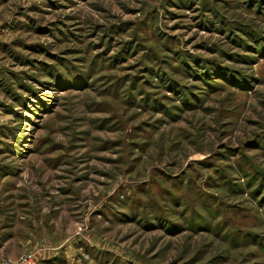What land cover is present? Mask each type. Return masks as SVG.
Returning a JSON list of instances; mask_svg holds the SVG:
<instances>
[{
  "label": "rangeland",
  "instance_id": "rangeland-1",
  "mask_svg": "<svg viewBox=\"0 0 264 264\" xmlns=\"http://www.w3.org/2000/svg\"><path fill=\"white\" fill-rule=\"evenodd\" d=\"M264 264V0H0V262Z\"/></svg>",
  "mask_w": 264,
  "mask_h": 264
},
{
  "label": "built area",
  "instance_id": "built-area-1",
  "mask_svg": "<svg viewBox=\"0 0 264 264\" xmlns=\"http://www.w3.org/2000/svg\"><path fill=\"white\" fill-rule=\"evenodd\" d=\"M0 264H34V258L31 254H26L20 257L16 262L14 263H2Z\"/></svg>",
  "mask_w": 264,
  "mask_h": 264
}]
</instances>
